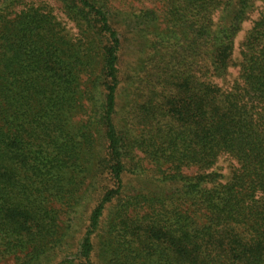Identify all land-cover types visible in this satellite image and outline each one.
I'll return each mask as SVG.
<instances>
[{
	"label": "trees",
	"instance_id": "obj_1",
	"mask_svg": "<svg viewBox=\"0 0 264 264\" xmlns=\"http://www.w3.org/2000/svg\"><path fill=\"white\" fill-rule=\"evenodd\" d=\"M0 264H264V0H0Z\"/></svg>",
	"mask_w": 264,
	"mask_h": 264
},
{
	"label": "rangeland",
	"instance_id": "obj_2",
	"mask_svg": "<svg viewBox=\"0 0 264 264\" xmlns=\"http://www.w3.org/2000/svg\"><path fill=\"white\" fill-rule=\"evenodd\" d=\"M254 15H255V13L252 15V17H254ZM248 26H249V24L246 23L245 26H244V29H247ZM240 40H241V34H240V36L238 37L237 41H240ZM237 44H238V43H237ZM234 76H236V69L231 70V78H233ZM229 78H230V77H229Z\"/></svg>",
	"mask_w": 264,
	"mask_h": 264
}]
</instances>
